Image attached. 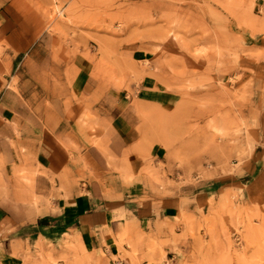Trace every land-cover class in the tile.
Returning <instances> with one entry per match:
<instances>
[{
	"label": "rangeland",
	"instance_id": "obj_1",
	"mask_svg": "<svg viewBox=\"0 0 264 264\" xmlns=\"http://www.w3.org/2000/svg\"><path fill=\"white\" fill-rule=\"evenodd\" d=\"M76 62L131 99L174 96L171 109L139 108V152L145 198L180 199L181 212L149 232L131 225L117 255L66 236L19 263L264 264V0H0V92L50 76L72 104ZM72 97L95 141L107 124Z\"/></svg>",
	"mask_w": 264,
	"mask_h": 264
},
{
	"label": "crops",
	"instance_id": "obj_2",
	"mask_svg": "<svg viewBox=\"0 0 264 264\" xmlns=\"http://www.w3.org/2000/svg\"><path fill=\"white\" fill-rule=\"evenodd\" d=\"M38 62L51 65L50 58ZM76 66L72 104L52 90L50 76L47 83L35 78L34 90L21 83L17 91L0 92V264H20L28 246L59 244L66 236L117 255L119 236L131 225L149 232L159 222L175 223L181 212L180 199L145 198L141 170L151 161L139 152V108L171 109L174 96L141 91L131 99L105 82L96 84ZM72 94L107 124L95 141L76 122L83 108ZM151 152L157 169L163 155ZM222 187L217 181L208 190Z\"/></svg>",
	"mask_w": 264,
	"mask_h": 264
}]
</instances>
